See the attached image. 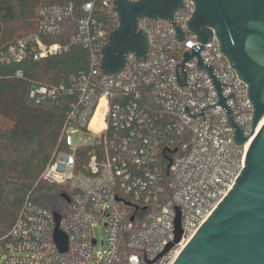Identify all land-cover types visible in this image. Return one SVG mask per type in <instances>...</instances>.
<instances>
[{"label":"built area","instance_id":"1","mask_svg":"<svg viewBox=\"0 0 264 264\" xmlns=\"http://www.w3.org/2000/svg\"><path fill=\"white\" fill-rule=\"evenodd\" d=\"M103 3L117 18L113 0ZM92 8L93 1L85 2L84 15L77 21L71 6L41 8L38 31L10 46L6 56L18 61L28 45L36 58L60 52L59 43L47 44L41 36L57 33L68 19H75L80 41L90 47L91 67L76 78L77 99L61 132L65 148L40 174L69 193L60 221L68 250L61 253L53 240V211L29 201L0 242V264H172L235 183L260 128L259 121L251 135L254 107L247 84L217 38L213 35L201 43L189 30L193 0H183L174 24L139 20L138 29L147 38L146 58L128 53L125 66L114 75L100 70L109 32ZM175 27L183 31L182 40ZM186 51H199L211 72L199 66L196 56L181 65ZM57 91L54 86L32 84L29 96L42 101ZM221 97L243 135L249 136L246 142L236 141V128ZM78 130L96 140L74 143L72 135ZM96 144L102 151H89L81 163L78 147ZM160 152L167 155L166 174L158 166ZM177 214L182 234L174 243ZM95 222L105 227L103 251L94 250Z\"/></svg>","mask_w":264,"mask_h":264},{"label":"water","instance_id":"2","mask_svg":"<svg viewBox=\"0 0 264 264\" xmlns=\"http://www.w3.org/2000/svg\"><path fill=\"white\" fill-rule=\"evenodd\" d=\"M193 1L195 9L187 23L189 30L201 43L208 42L214 35L231 66L247 84L254 107L252 135L264 117V0ZM182 6L183 0H113L118 25L101 49V72L114 75L121 71L128 53L145 59L147 38L138 29L139 20L164 19L174 24V14ZM175 28L178 39L182 40L183 31ZM193 56L198 58L200 67L211 72V67L202 63L199 51H186L181 65ZM215 83L220 92V83ZM220 104L226 108L236 128V141L246 142L249 136H244L241 127L234 122L223 97ZM243 162L244 167L229 192L172 264H264V122L250 141ZM61 196L69 201L65 192ZM61 218V212L54 210L53 240L62 253L68 250V235L60 227ZM179 220L177 214L174 243L182 234Z\"/></svg>","mask_w":264,"mask_h":264},{"label":"trees","instance_id":"3","mask_svg":"<svg viewBox=\"0 0 264 264\" xmlns=\"http://www.w3.org/2000/svg\"><path fill=\"white\" fill-rule=\"evenodd\" d=\"M88 1H93L92 14L109 33L117 27L116 16L103 0H0V242L29 201L62 213L68 205L61 196L69 194L67 188L41 179L40 174L55 153L65 148L61 132L77 99L76 78L90 71V47L80 41L76 23ZM51 6H71L76 19H68L57 33L41 36L47 44L59 43L62 50L36 58L28 45L20 60H6L10 46L38 31L39 10ZM32 84L54 86L58 91L36 101L29 96ZM93 150L98 153L102 147H78L80 162ZM166 156L160 152L157 161L164 174Z\"/></svg>","mask_w":264,"mask_h":264},{"label":"rangeland","instance_id":"4","mask_svg":"<svg viewBox=\"0 0 264 264\" xmlns=\"http://www.w3.org/2000/svg\"><path fill=\"white\" fill-rule=\"evenodd\" d=\"M72 139L74 143H81V142H91L95 141L96 138L94 136H91L88 131H82L78 130L77 133L72 135ZM93 235L97 239V244L94 247V250L103 251L105 249V242H106V234H105V227L104 225H99L95 222V225L93 227ZM101 240L104 241V243L101 245ZM86 264H94V262H89Z\"/></svg>","mask_w":264,"mask_h":264},{"label":"bare ground","instance_id":"5","mask_svg":"<svg viewBox=\"0 0 264 264\" xmlns=\"http://www.w3.org/2000/svg\"><path fill=\"white\" fill-rule=\"evenodd\" d=\"M263 122H264V117L260 120V122H259V124H258V126H260L261 127V125L263 124Z\"/></svg>","mask_w":264,"mask_h":264}]
</instances>
